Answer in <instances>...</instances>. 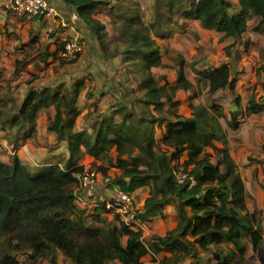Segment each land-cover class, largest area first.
<instances>
[{
	"label": "trees",
	"instance_id": "obj_1",
	"mask_svg": "<svg viewBox=\"0 0 264 264\" xmlns=\"http://www.w3.org/2000/svg\"><path fill=\"white\" fill-rule=\"evenodd\" d=\"M67 1L76 6L98 36L106 56L123 55L138 88L134 98L113 114L101 116L92 130L77 128V104L84 79L72 86L29 88L22 103L4 122L3 128L15 130L11 136L13 149L17 151L20 140L37 136L38 113L55 106L48 129L65 141L68 154L42 159L35 165L23 162L16 152L10 162L0 159V264H23L22 253L30 264L44 258L56 262L58 253L73 264H143L151 252L170 255L154 257L149 264H204L203 253L217 264H254L247 257L245 238L250 237L258 250L264 240L262 223L258 216L254 221L247 206L245 181L230 153L227 130L221 121L225 118L230 128L237 129L236 114L233 112L229 119L218 103L191 104L192 115L182 117L175 93L179 88L191 89L194 84L183 61L175 85L159 84L152 69L162 64V51L151 31L160 33V21H172L179 15L223 32V38H238L247 30L251 17L264 22V0H239L236 9L231 0H156V13L149 24L139 13L132 21L124 20L125 45L120 50L119 46L109 49L104 24L92 16L100 1ZM65 44L66 40L62 49ZM235 46L232 43L226 47L230 56ZM232 74L230 62L197 71L199 80L209 82L211 95L232 85ZM263 109L264 101L254 98L246 108L247 112ZM163 125L165 130L158 137V128ZM85 153L107 161L98 164L95 160L92 167L113 188L119 187L134 197L137 189L150 186L149 196L136 210L135 218L148 222L163 216L165 207L173 203L176 227L145 240L140 223H126L107 202L100 201L94 208L80 206L75 187L86 169L80 162ZM184 154V169L196 179L192 186L180 184L176 178V162ZM111 167L116 170L114 176L109 173ZM107 211L116 212L112 219L105 214ZM227 243L233 247L226 250Z\"/></svg>",
	"mask_w": 264,
	"mask_h": 264
},
{
	"label": "crops",
	"instance_id": "obj_2",
	"mask_svg": "<svg viewBox=\"0 0 264 264\" xmlns=\"http://www.w3.org/2000/svg\"><path fill=\"white\" fill-rule=\"evenodd\" d=\"M48 1L59 11L62 25H52L41 17L26 20L8 9L7 0H0V159L5 162H10L15 152L23 162L31 165L48 157H64L68 154L65 141L59 140L57 135L48 129L49 122L56 113L55 106L44 108L38 113L37 136L20 140L17 151L13 149L11 136L15 130H7V127L3 126L15 110L9 114L7 106L20 105L31 86L52 89L60 84L72 86L74 82L84 79L85 87L77 104L80 109L77 128L88 130H92L101 116L113 114L121 104L134 98V90L138 88V81L135 75L128 71L123 55L106 56L98 36L81 17L76 6L67 0ZM98 1L100 5L92 16L104 24V40L109 49L119 46L120 50L124 47V20L125 23L128 22L127 19L132 21L139 13L146 24H149L156 13V0ZM231 1L236 9L239 0ZM162 8L167 10V7ZM160 29V33L155 29L151 31L162 51V64L152 69L155 78L160 85L165 86L167 82L175 85L183 61L186 74L194 84L191 89L179 88L176 91L179 114L189 117L193 112L191 104L212 103L221 104L229 119L233 112L236 114V120L239 121L237 129L230 128L225 118H221V121L227 130L230 153L238 163L245 181L247 206L251 212L258 210L264 235V109L257 112L246 110L253 92L264 88V71H258L260 62L264 59V22L256 16L251 17L247 30L238 38H223V32L206 28L199 20L185 19L179 15L172 21H160ZM74 37H78L82 42L83 52L75 61L64 62L59 55L62 45L65 40ZM232 43H236V46L233 56H230L226 47ZM227 62L233 66V83L211 95L209 82L199 80L197 71ZM132 80L135 81L133 86ZM116 117L120 118L118 115ZM164 130V125L158 128V137ZM218 144L220 145L219 142ZM186 159L187 155L184 154L177 160L178 169L184 168ZM95 160L94 156L85 153L80 162L89 168ZM96 162L107 164L105 160ZM103 178L101 176L99 183L91 188H82L79 182L75 191L78 193L77 202L80 206L94 208L98 202L105 201L110 207L112 189L107 187ZM149 191L150 186L147 185L134 192V198L140 193H143V197L139 203L136 202L137 206L129 222L134 220L136 224L140 223L139 226L143 230L149 228V224H154L156 230L152 233L164 235L177 225L175 204L170 203L165 207L164 218L155 217L143 223L135 218L136 210L143 207ZM105 214L109 219L114 216L109 211ZM161 227L164 230L158 231ZM224 247L228 250L233 245L227 243ZM253 251V245L248 244L251 259H255L252 257ZM152 254V259L170 255L169 252ZM203 256L204 264H217L214 260L210 261L204 253ZM57 260L73 264L61 253H58ZM112 264L119 262L114 261Z\"/></svg>",
	"mask_w": 264,
	"mask_h": 264
},
{
	"label": "built area",
	"instance_id": "obj_3",
	"mask_svg": "<svg viewBox=\"0 0 264 264\" xmlns=\"http://www.w3.org/2000/svg\"><path fill=\"white\" fill-rule=\"evenodd\" d=\"M7 7L16 15L29 20L41 17L49 21L52 25H62L59 11L50 5L48 0H7ZM83 50L82 42L78 37L66 40L64 48L60 51V58L65 62H73L79 58ZM176 178L180 184H195L196 179L189 171L180 168L176 171ZM101 180V173L95 167L86 168L80 177V186L82 188H91L96 186ZM134 197L131 193L115 187L111 198L110 207L118 212L126 223H129L130 213L133 212ZM129 217V219H128Z\"/></svg>",
	"mask_w": 264,
	"mask_h": 264
},
{
	"label": "rangeland",
	"instance_id": "obj_4",
	"mask_svg": "<svg viewBox=\"0 0 264 264\" xmlns=\"http://www.w3.org/2000/svg\"><path fill=\"white\" fill-rule=\"evenodd\" d=\"M82 52H83V50H82ZM81 52V53H82ZM81 53H80V55H81ZM178 57V56H177ZM179 59V58H178ZM235 59L237 60V56H235ZM176 60H177V58H176ZM259 64V63H258ZM260 67L258 68V71H259V69L261 70V69H263L262 71H264V59L262 60V62H260ZM128 76H129V74H128ZM131 84H132V86L133 85H135V81H131ZM258 94H260L259 96H257ZM251 98L253 99H255L256 101H258V102H262V101H264V88H260L258 91H254L253 92V94L251 95ZM17 106L18 105H14V106H7V108L9 109V114H11V113H13V111L15 110L16 111V108H17ZM7 115V114H6ZM88 167H90V166H88ZM115 169L113 168V167H111V168H109V173L111 174V175H113V174H115ZM101 176H102V174H101ZM103 180H105L106 181V185H107V187H109V188H111L112 189V194H113V192H114V188L112 187V186H110L109 184H108V181H107V179H104L103 178ZM112 196V195H111ZM143 197V193H140V194H138L137 195V199L136 198H134V203H133V212H131L130 213V217L134 214V211H135V208H136V206H137V203H139V201H141V198ZM136 200V201H135ZM138 201V202H137ZM137 202V203H136ZM113 214H115L116 212H112ZM252 214H253V216H254V221H256V216H258L259 217V213H258V210H254L253 212H251ZM158 217H163L164 218V215L163 216H158ZM122 219H123V216L121 217ZM260 218V217H259ZM128 219H129V217H128ZM167 221H169V220H167ZM149 228H147V229H145L144 230V235H145V240H148L149 239V237L153 234L152 232L154 231V230H156L155 229V225L153 224V226H152V224H149V226H148ZM164 229H163V227H161V229L159 230L158 229V231H163ZM245 242H246V244H252V242H251V240H250V237H246L245 238ZM262 244H264V240H263V243ZM152 256H153V254H152V252L150 253V255H147V256H145L144 257V260H143V264H149L150 262H152L153 261V259H152ZM249 256V253H247V257ZM57 257H58V255H57ZM252 257H255V259H251V260H253L255 263L254 264H263L262 262H261V260H260V256H259V249L258 250H255L254 249V251L252 252ZM21 260H22V262H23V264H30V262L27 260V256H26V254H24L23 255V253H22V255H21ZM49 262H52L51 261V259L50 258H44V259H41L37 264H49ZM53 263H55V262H53ZM56 264H65V262L64 261H62V260H60V262L57 260L56 261Z\"/></svg>",
	"mask_w": 264,
	"mask_h": 264
},
{
	"label": "water",
	"instance_id": "obj_5",
	"mask_svg": "<svg viewBox=\"0 0 264 264\" xmlns=\"http://www.w3.org/2000/svg\"><path fill=\"white\" fill-rule=\"evenodd\" d=\"M259 256H260L261 262L264 264V244L259 249Z\"/></svg>",
	"mask_w": 264,
	"mask_h": 264
}]
</instances>
